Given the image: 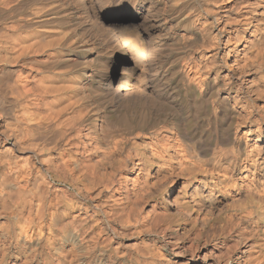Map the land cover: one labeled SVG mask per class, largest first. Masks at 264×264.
Masks as SVG:
<instances>
[{
    "label": "bare ground",
    "instance_id": "6f19581e",
    "mask_svg": "<svg viewBox=\"0 0 264 264\" xmlns=\"http://www.w3.org/2000/svg\"><path fill=\"white\" fill-rule=\"evenodd\" d=\"M0 264H264V0H0Z\"/></svg>",
    "mask_w": 264,
    "mask_h": 264
}]
</instances>
